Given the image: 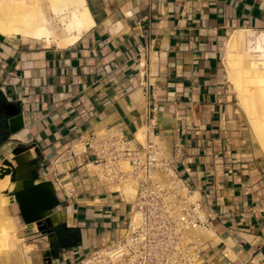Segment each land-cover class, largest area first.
Wrapping results in <instances>:
<instances>
[{"label": "crops", "instance_id": "1", "mask_svg": "<svg viewBox=\"0 0 264 264\" xmlns=\"http://www.w3.org/2000/svg\"><path fill=\"white\" fill-rule=\"evenodd\" d=\"M84 1L93 24L69 45L0 34V97L23 120L0 139V164L26 172L36 159V182L50 181L57 201L50 232L6 202L18 238L0 262L74 264L121 237L133 193L102 177L91 136L114 129L135 141L150 120L210 218L197 231L204 264H264V157L222 61L235 29L264 30V0Z\"/></svg>", "mask_w": 264, "mask_h": 264}, {"label": "built area", "instance_id": "2", "mask_svg": "<svg viewBox=\"0 0 264 264\" xmlns=\"http://www.w3.org/2000/svg\"><path fill=\"white\" fill-rule=\"evenodd\" d=\"M153 129L147 120L142 139L135 141L114 129L91 136L92 161L102 177L133 186L132 210L121 237L99 244L74 264H204L202 241L193 231H207L210 218L157 144Z\"/></svg>", "mask_w": 264, "mask_h": 264}, {"label": "bare ground", "instance_id": "3", "mask_svg": "<svg viewBox=\"0 0 264 264\" xmlns=\"http://www.w3.org/2000/svg\"><path fill=\"white\" fill-rule=\"evenodd\" d=\"M45 3L51 5L55 24L45 15ZM88 11L84 0H0V34L44 39L47 42L53 39L58 46L69 45L93 24ZM253 31L239 28L230 33L223 47V64L237 105L256 141L257 152L264 157V30L255 36ZM16 169L19 177L27 174L23 167ZM18 171L22 175H18ZM3 178L0 188H5L6 202L14 203V197L9 192L15 183L10 182L9 175ZM197 231L193 233L198 235ZM0 240L5 249L14 246V240L8 237L4 226L0 227ZM0 250L2 256L8 257L7 250ZM3 258L0 257V261Z\"/></svg>", "mask_w": 264, "mask_h": 264}, {"label": "water", "instance_id": "4", "mask_svg": "<svg viewBox=\"0 0 264 264\" xmlns=\"http://www.w3.org/2000/svg\"><path fill=\"white\" fill-rule=\"evenodd\" d=\"M6 127L10 133H14L23 126V120L19 108L13 104L5 105ZM37 160L28 161L29 169L25 176H17V169L8 159H4L0 165V178L9 175V180L15 183V187L9 192L14 197L19 215L26 224H36L41 232H50L54 223L51 222L50 211L57 201L50 181L38 180L36 169Z\"/></svg>", "mask_w": 264, "mask_h": 264}, {"label": "rangeland", "instance_id": "5", "mask_svg": "<svg viewBox=\"0 0 264 264\" xmlns=\"http://www.w3.org/2000/svg\"><path fill=\"white\" fill-rule=\"evenodd\" d=\"M43 7H44V10H45V15H46V17H47V19H51V21H52V24H55V22L53 21V19H52V14H51V10H52V8H51V5L49 4H47V3H45L44 5H43ZM258 32H260V31H253L252 32V34H253V36H255ZM223 53H224V50H223ZM223 61V60H222ZM228 88V87H227ZM231 89H232V87H231ZM232 92H233V89H232ZM233 94H234V92H233ZM234 96H235V94H234ZM232 101H233V103H235V100H236V103H237V99H236V97H235V99H234V97L232 96ZM240 123H241V126H242V128H243V130L246 132V134L248 135V136H251L250 135V133H249V130H248V126L246 125V122L244 121V119L241 117L240 118ZM252 133V132H251ZM253 135V134H252ZM138 138H140V139H142V135H141V130L139 131V133H138ZM254 147H255V145H254ZM261 160H264L263 158H261ZM127 168V166L126 165H124V169H126ZM2 179H4V178H2ZM1 178H0V181L2 180ZM1 183V182H0ZM124 190H130V191H132V193H134V190H133V186L129 183V184H125L124 185ZM3 189H5L3 186L0 188V227L1 226H4L5 227V230H6V232H7V234H8V237H11V238H13V240H14V246L12 247V248H6L5 249V246H2L1 244L3 243L2 242V240H0V248H3V250H7L8 251V255L12 252V250L14 249V247H15V243H16V237L18 238V234L17 233H13V229L10 227V225H9V222H8V220L6 219V217L4 216V210H3V208H4V206L6 205V201H7V193H4V191H3ZM2 192L4 193V195H6L5 197L4 196H2L3 194H2ZM195 198V197H194ZM3 199H5V200H3ZM14 204H15V202H14ZM22 240H20L19 242H18V244L21 242ZM2 242V243H1ZM0 251H2V250H0ZM0 257L1 258H3L4 256H2L1 255V253H0ZM5 258V257H4ZM2 260V259H1ZM0 264H2L1 262H0Z\"/></svg>", "mask_w": 264, "mask_h": 264}, {"label": "flooded vegetation", "instance_id": "6", "mask_svg": "<svg viewBox=\"0 0 264 264\" xmlns=\"http://www.w3.org/2000/svg\"><path fill=\"white\" fill-rule=\"evenodd\" d=\"M5 105V101L0 97V139H5L8 135L5 118Z\"/></svg>", "mask_w": 264, "mask_h": 264}]
</instances>
